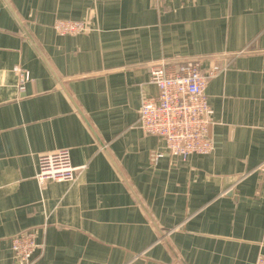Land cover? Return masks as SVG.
<instances>
[{
    "label": "crops",
    "instance_id": "0c3cea01",
    "mask_svg": "<svg viewBox=\"0 0 264 264\" xmlns=\"http://www.w3.org/2000/svg\"><path fill=\"white\" fill-rule=\"evenodd\" d=\"M57 19L89 28L60 35ZM189 60L221 70L213 150L183 160L138 115L149 67ZM60 148L84 168L39 183V153ZM263 160L264 0H0V264L30 228L31 264H255Z\"/></svg>",
    "mask_w": 264,
    "mask_h": 264
},
{
    "label": "built area",
    "instance_id": "2783aa9c",
    "mask_svg": "<svg viewBox=\"0 0 264 264\" xmlns=\"http://www.w3.org/2000/svg\"><path fill=\"white\" fill-rule=\"evenodd\" d=\"M162 1V0H155ZM54 30L60 35H75L88 30V25L80 20L57 19ZM221 69L212 65L206 70L201 61L159 62L149 67V82L155 85L157 94L142 100L138 122L141 130L150 135L160 136L169 155L186 159L191 154H207L213 150L209 124L212 109L205 88L210 78ZM18 87L23 90L30 73L15 66ZM162 152L157 157H162ZM81 167L71 163L66 148L44 151L38 155L36 179L39 183L47 181H75ZM256 170L264 181V160ZM11 250L14 264H31L32 256L42 245L36 240V229H24L11 236ZM255 264H264V255L259 254Z\"/></svg>",
    "mask_w": 264,
    "mask_h": 264
}]
</instances>
